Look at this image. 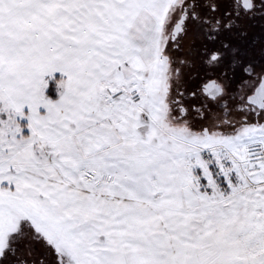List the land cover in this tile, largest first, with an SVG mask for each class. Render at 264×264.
<instances>
[{
	"label": "snow or ice",
	"instance_id": "6c2138e0",
	"mask_svg": "<svg viewBox=\"0 0 264 264\" xmlns=\"http://www.w3.org/2000/svg\"><path fill=\"white\" fill-rule=\"evenodd\" d=\"M0 264H264V0H0Z\"/></svg>",
	"mask_w": 264,
	"mask_h": 264
}]
</instances>
